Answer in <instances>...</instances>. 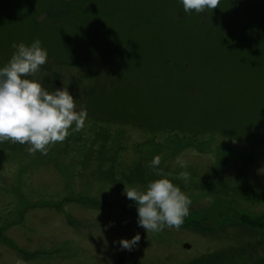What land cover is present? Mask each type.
I'll use <instances>...</instances> for the list:
<instances>
[{
	"label": "rangeland",
	"instance_id": "obj_1",
	"mask_svg": "<svg viewBox=\"0 0 264 264\" xmlns=\"http://www.w3.org/2000/svg\"><path fill=\"white\" fill-rule=\"evenodd\" d=\"M227 1L0 0V67L39 39L88 112L47 155L0 141V264H264V0ZM161 178L189 215L148 235L123 193Z\"/></svg>",
	"mask_w": 264,
	"mask_h": 264
},
{
	"label": "clouds",
	"instance_id": "obj_2",
	"mask_svg": "<svg viewBox=\"0 0 264 264\" xmlns=\"http://www.w3.org/2000/svg\"><path fill=\"white\" fill-rule=\"evenodd\" d=\"M180 2L184 11L191 15L193 10L201 13L206 8L216 9L221 0ZM12 47L15 51L9 62L0 67V141L29 144L32 146L29 152L39 150L42 155H47L50 145L65 141L70 128L73 133L85 128L87 108L81 107L77 111L76 99L68 89L49 92L34 79L41 75V66L48 61V52L42 48L39 39L30 46L14 43ZM161 160V156H155L150 166L156 176L167 177L170 173L159 167ZM177 163L181 168L187 167V163L179 158ZM177 178L187 184L190 174L182 171ZM123 195L135 202L138 226L148 235L163 231L165 227L179 230L189 215L190 198L167 178L149 182L146 189L125 185ZM140 240L141 235L137 233L131 240L121 239L118 243L121 250L131 251Z\"/></svg>",
	"mask_w": 264,
	"mask_h": 264
},
{
	"label": "trees",
	"instance_id": "obj_3",
	"mask_svg": "<svg viewBox=\"0 0 264 264\" xmlns=\"http://www.w3.org/2000/svg\"><path fill=\"white\" fill-rule=\"evenodd\" d=\"M225 1H227V0H225ZM232 1H233V0H232ZM244 1H247V2H248L249 0H244ZM256 1L259 2V1H261V0H256ZM227 2H229V1H227ZM227 2H226V3H227Z\"/></svg>",
	"mask_w": 264,
	"mask_h": 264
}]
</instances>
